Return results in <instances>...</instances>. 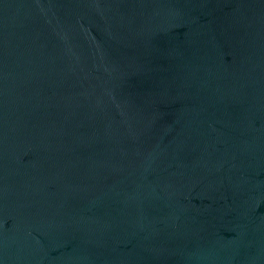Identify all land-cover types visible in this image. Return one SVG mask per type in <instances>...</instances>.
I'll return each instance as SVG.
<instances>
[{"label": "water", "instance_id": "1", "mask_svg": "<svg viewBox=\"0 0 264 264\" xmlns=\"http://www.w3.org/2000/svg\"><path fill=\"white\" fill-rule=\"evenodd\" d=\"M0 264H264V0H0Z\"/></svg>", "mask_w": 264, "mask_h": 264}]
</instances>
